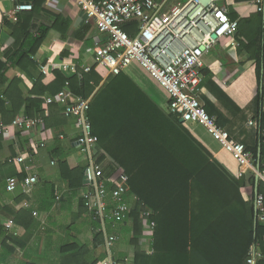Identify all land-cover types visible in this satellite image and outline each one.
Instances as JSON below:
<instances>
[{
	"label": "trees",
	"instance_id": "trees-1",
	"mask_svg": "<svg viewBox=\"0 0 264 264\" xmlns=\"http://www.w3.org/2000/svg\"><path fill=\"white\" fill-rule=\"evenodd\" d=\"M23 1L30 3L32 10L22 12L15 24L7 25L13 41L0 54V123L4 125L24 116L43 118L47 123L53 113L58 114L57 107L63 111L57 104L45 107L47 96H55L68 83L73 95L85 98L86 88L97 87L102 81L95 69L89 73L77 69L73 74L56 69L51 72L53 79L45 82L38 62L41 45L50 31L66 36L69 23L58 13L51 14L54 18L52 24L44 23L40 14L51 13L43 8L45 0ZM135 26V22L128 23L123 29L133 36L131 29ZM88 29V26H82L70 34L82 41L85 50L94 46L87 36ZM238 34L247 42L242 43V47L249 52L255 50L258 85L254 103L259 106L264 100L262 13L250 14L238 23ZM11 69L20 73L22 78L8 80L5 75ZM201 75L199 88L203 87L215 100V104L211 103L202 95L203 108L224 129L223 114H238L240 108L216 85L209 72L201 69ZM88 117L92 132L98 138V161L101 162L102 158L99 154L104 153L112 160L113 168L123 172L113 185H108V191L122 186L125 197L138 199L127 220L116 224L110 222L106 226L107 233L118 238L115 245L125 244L133 254L131 264H246L250 248L255 245L257 264H264V221L257 220L254 227L253 207L237 194V182L227 179L226 172L214 162L209 151L184 123H179L176 115L162 113L127 75L121 73L109 75L99 87L90 103ZM255 118L260 133L258 142L251 151L244 147L252 154L254 164L259 154V170L264 174V113L258 112ZM1 137L3 135H0V141ZM15 157L12 154L1 161L0 170L15 164L12 162ZM26 160L24 158V162L18 165H24ZM25 177L22 174L19 179ZM70 177L68 187L80 190L82 172L77 170ZM254 183L252 176L251 184L254 186ZM231 187L234 193L228 197L227 190ZM258 192H261L260 182ZM24 200L28 197L21 193L14 201ZM82 202L81 207L89 213L92 224L91 239L79 242L76 237L62 238L50 254L59 259L58 264H101L106 257L95 210L85 207L83 199ZM146 208L151 211L150 221L155 223L153 234L147 236L151 239L147 252L143 244L146 236L142 222V212ZM5 212L26 233L29 232L34 223L31 209L7 208ZM3 234L4 228L0 225V237ZM66 238L70 239L65 242ZM126 257L121 250L114 252V264H126ZM24 264L36 263L29 260Z\"/></svg>",
	"mask_w": 264,
	"mask_h": 264
},
{
	"label": "built area",
	"instance_id": "built-area-1",
	"mask_svg": "<svg viewBox=\"0 0 264 264\" xmlns=\"http://www.w3.org/2000/svg\"><path fill=\"white\" fill-rule=\"evenodd\" d=\"M166 0H76V5L83 13L85 22H93L98 31L105 37L101 43H96L91 52L85 53L80 59L75 56L73 61L41 64L39 71L47 75L55 69L73 74L77 69L89 73L102 67L110 75H118L135 63L163 90L167 97L166 109L174 114L182 123H197L220 145L232 155L238 164V177L241 178L247 170L254 172L257 181L261 183V192L254 196L256 217L264 221V174L257 172L253 166V156L244 145L236 143L229 134L216 123V118L209 116L198 96L201 89L203 56L225 39L234 37L238 22L231 20L224 5L225 0H182L167 10ZM256 10L264 16V0H256ZM32 10L30 3H18L9 12H0V50L1 38L7 30V25L15 21L22 12ZM133 22V36H129L123 26ZM233 44V42L231 43ZM80 61V62H78ZM57 104L62 106V114L74 119L78 131L77 145L86 161L83 170L84 190L82 193L85 207L95 210V218L100 224L103 234L106 257L101 264H114L112 248L117 243V236L108 234V223L127 220L132 204L137 197H125V189L117 187L111 192L108 185H113L122 177V170L116 169L107 180L101 162L98 161L96 146L97 136L92 132L88 117L90 100L72 96L68 83L55 96H47L44 106ZM251 125L253 123H250ZM41 118L27 116L14 119L9 125L0 123V135H8L13 129L35 132L43 130ZM33 153L44 148L43 141L32 145ZM11 161V160H10ZM15 164L24 162V157L13 158ZM37 182L35 176H26L23 180L7 181V191L14 192L20 188L24 194H29ZM109 198V200H108ZM113 207L111 208V206ZM27 207V203H23ZM151 211L142 212L143 231L145 236H151L155 223L150 221ZM6 231L15 226L12 220L4 224ZM258 252L255 246L250 248L247 264H256Z\"/></svg>",
	"mask_w": 264,
	"mask_h": 264
},
{
	"label": "crops",
	"instance_id": "crops-1",
	"mask_svg": "<svg viewBox=\"0 0 264 264\" xmlns=\"http://www.w3.org/2000/svg\"><path fill=\"white\" fill-rule=\"evenodd\" d=\"M155 1L159 3L164 0ZM181 1L182 0H166L164 8L167 10ZM255 2L256 0H225L224 5L228 10L230 19L240 23L242 20L247 19L250 14L258 12ZM18 3L28 2L23 0H0V12L7 13ZM43 8L51 13L50 15L40 14L42 22L52 24L54 18L51 14H62L63 18L69 23V30L66 36H61L55 31H50L46 35L38 53V56H40L38 61L39 65L69 62L73 61L75 56H79L81 59L85 53L91 52L93 49L85 50L82 41H78L70 35L73 31L82 26H88V34H86L92 39L93 48L96 43H101L105 40L106 36L98 31L93 22L84 21L83 13L77 7L76 0H45ZM262 19L264 22L263 14ZM16 22L17 18L10 24H15ZM134 30L135 28L133 27L131 31L134 32ZM10 34V29L8 27L1 38L2 50H0V54L4 53L11 45L13 40ZM232 42L235 45H231ZM242 43L246 44L247 42L244 37L238 34L237 28L234 37L225 39L214 46L209 53L203 56L202 61L203 69L211 74L212 80L216 85L222 89L238 108H240L238 114L231 116H227L225 113L223 114L225 131L236 143L246 146V148L251 151L258 142L260 133L255 117L258 112L264 113V100L259 106L254 103V98L257 94L255 85H258L255 72V50L252 49L249 52L242 47ZM95 70L102 78V81L97 87L90 86L86 88L85 98L89 99L90 103L99 87L110 75L107 70L102 67H98ZM122 73L127 75L147 97L162 110V113L171 114L166 109L167 105L161 108L149 96L147 87L151 78H149L139 65L131 63ZM51 75V72L46 76L44 75L46 83H49L53 79ZM5 76L8 80L22 78L20 73L12 69L9 70ZM200 89V95L198 96L200 103H203L201 98L203 95L206 96L211 103L215 104L213 96L203 87ZM69 92L71 91L69 90ZM72 96L73 98L78 97L73 94ZM218 107L219 106H217V109ZM57 110L58 114L53 113L54 115L49 118L47 123H44L43 120V130L37 129L35 132L29 133L27 131L13 129L8 135H3V137H1L0 162L12 154H14V156H22L27 160L24 165L12 164L6 169L0 170V225L4 228L3 224L8 220H12L11 216H7L5 212L7 208H12L14 210L31 209L34 223L27 233L15 222H13L15 226L10 231H6L4 228V234L0 237V264H24L25 261L29 260L39 264L37 261L42 259L40 258L41 251L38 252L36 250L39 243L40 245L44 243L45 247L46 244L49 245L56 241L54 242V246L57 247L62 238L69 236L66 231L70 221L71 224H73V222H78L79 224L84 220H90L88 217L89 213L84 212L82 208V193L84 190L83 177L80 190H74L68 187V183L71 180V173H76V171L79 170L83 174L86 165L85 159L80 153L77 145L78 131L74 119L64 118L60 107H57ZM220 113H222V109ZM250 123L253 124L251 125ZM184 126L206 150L209 151L214 162L226 172L227 179L237 182V194L240 195L244 202L253 207V222L254 227H256L254 196L256 192H258L259 182L254 172L252 170H247L245 174L239 178L236 160L232 155L225 152L201 125L197 123H186ZM38 141H43L44 148L39 149L38 152L34 154L32 145ZM99 155L102 156L100 161L104 177L107 180L114 174L116 169L113 168L114 166L110 157L104 155V153ZM253 166L256 170V164H253ZM22 174H24V176L36 177L37 182L33 186L31 192L29 194H24L20 188H17L14 192H8L6 189L7 181L12 179L15 182H19V176ZM252 176L255 179L254 186L251 184ZM227 191L229 197L230 193H234V188H228ZM21 193L26 195L28 200L15 203L14 200ZM23 203H27L28 207H23ZM67 218L69 221H66ZM257 220L256 217V222ZM92 230V224L85 230V233L89 235L88 241L91 239ZM5 238L6 241H4ZM150 240L151 239L147 236L143 239L144 248H147L146 252L150 249ZM32 244L33 246L36 244L35 251H31ZM255 248L257 249L256 245ZM42 256H44L43 253ZM129 256L133 257L132 253ZM126 261H128V257H126ZM58 262L59 259L52 256L48 259V263L50 264H58Z\"/></svg>",
	"mask_w": 264,
	"mask_h": 264
},
{
	"label": "rangeland",
	"instance_id": "rangeland-1",
	"mask_svg": "<svg viewBox=\"0 0 264 264\" xmlns=\"http://www.w3.org/2000/svg\"><path fill=\"white\" fill-rule=\"evenodd\" d=\"M150 78V77H149ZM151 79V81H149V85L147 87L149 96L151 97V99L156 102L161 108H163L164 106L167 105V97L165 95V93L163 92V90ZM255 91H257V86L255 85ZM66 221H69V219L67 218ZM69 224V227L67 228L66 233L70 236H75L77 238V240L79 242H86L89 239V235L85 233L86 228H89L91 225V221L90 220H84L83 222H80L78 224V222H73V224H71V221ZM71 224V225H70ZM80 226V227H79ZM75 234V235H74ZM67 240L65 242L68 241V239L70 238H66ZM56 242V241H54ZM54 242H52L51 244L47 245L46 244V251L44 250V243L43 245L39 243L38 248H36V244L33 246V244L31 245V251L34 250L36 248V250L38 252H40L42 259L38 260L37 262L39 264H47L48 263V259L50 257V254L54 251V249L56 248V246H54ZM119 250L122 251L123 254H125L128 257V264H131L132 261V257L129 256L131 255V251H129L128 247L125 244H118V246L115 245V248L113 249V254L114 252H118ZM35 251V250H34ZM45 251V255L42 256V253ZM130 252V253H129ZM133 255V254H132ZM52 257H54V255H52ZM130 260V261H129ZM50 264V263H48Z\"/></svg>",
	"mask_w": 264,
	"mask_h": 264
},
{
	"label": "water",
	"instance_id": "water-1",
	"mask_svg": "<svg viewBox=\"0 0 264 264\" xmlns=\"http://www.w3.org/2000/svg\"><path fill=\"white\" fill-rule=\"evenodd\" d=\"M179 121V123H181L182 124V120L181 119H179L178 120ZM260 156H259V154H258V156H257V161H256V171L257 172H259L260 170H259V163H260ZM256 183H257V181H256ZM256 224H257V222H256V212H255V226H256Z\"/></svg>",
	"mask_w": 264,
	"mask_h": 264
}]
</instances>
